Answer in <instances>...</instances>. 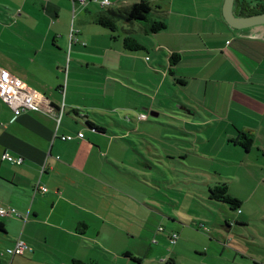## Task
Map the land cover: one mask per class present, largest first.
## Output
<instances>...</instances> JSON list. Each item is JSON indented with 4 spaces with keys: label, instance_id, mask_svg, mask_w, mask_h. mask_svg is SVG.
<instances>
[{
    "label": "crops",
    "instance_id": "0c3cea01",
    "mask_svg": "<svg viewBox=\"0 0 264 264\" xmlns=\"http://www.w3.org/2000/svg\"><path fill=\"white\" fill-rule=\"evenodd\" d=\"M1 1L0 67L42 93L61 114L58 118L28 111L15 117L0 100V206L27 214L25 222L0 216V264H119L120 260L131 264L132 258H138L128 248L129 205L118 207L120 215L107 198L108 192L125 196V183L115 186L108 166L115 159L125 161V149L114 146V139L134 141L125 139L124 131L119 135L106 129L93 115L99 108L136 109V94L141 107L156 109V96L163 83H169L167 73L185 94L180 108L201 117L192 125L220 132L235 145L241 132L250 134L264 164V24L230 27L222 15L224 0H109L113 8L146 1L157 7L151 19L166 24L153 34L140 26L149 44L156 46L154 52H169L153 58L163 67L154 72L163 71L164 77L153 98L141 93L146 81L133 71L141 55L123 49L128 28L112 39L108 29L96 23V15L106 9L102 0ZM254 9H264V0H235L233 5L236 15H249ZM124 24L134 27L136 23ZM117 53L132 59L133 66L115 77L107 65L114 63ZM171 54L179 56L173 64ZM138 71L152 72L146 64ZM157 109L151 111L153 116L158 115ZM78 132L83 137H77ZM66 135L73 138L63 140ZM3 153L21 156L23 161L11 163L2 159ZM140 163L138 158L130 165L140 171ZM41 186L47 191H41ZM18 238L31 250L13 257L1 254Z\"/></svg>",
    "mask_w": 264,
    "mask_h": 264
},
{
    "label": "rangeland",
    "instance_id": "374dc122",
    "mask_svg": "<svg viewBox=\"0 0 264 264\" xmlns=\"http://www.w3.org/2000/svg\"><path fill=\"white\" fill-rule=\"evenodd\" d=\"M92 1L99 3L98 0ZM3 5L0 0L1 13L4 12ZM36 15H40L39 12ZM148 18L151 19L150 14ZM135 23L131 27L117 20L116 33L120 35L123 28H134L130 34L147 45V51L136 52L141 56L136 58L133 71L146 81V86L141 85V93L153 94L154 98L155 87L163 82L164 77L163 71L154 72L163 67L159 61L153 62V58L157 53L164 57L169 52L166 53V49L154 52L152 49L156 46L149 44L140 28L144 22ZM37 27L43 28L44 25ZM145 56H148L147 60ZM143 64L152 71L150 74L139 73ZM107 66L116 72L113 76L118 77L132 68L133 60L117 53L114 63ZM106 70L97 68L100 72ZM166 77L169 83H163L154 103L158 108L157 116L151 115L156 109L147 104L141 107L138 94L134 97L136 109L99 108L92 116L106 129L119 135L124 131L127 135L124 138L134 141L130 144L115 138L114 146L125 149V161L115 159L114 165L108 164L115 175V186L125 183V196L108 192L107 198L114 201L116 212L118 207L120 210L123 205H129L130 253L145 264H171L165 262L166 259H172V264L264 262V164L259 161L261 157L256 147L251 146L250 152L246 153L241 146L222 138V133L205 131L203 125H192L193 121H202L201 117L180 108L185 94L180 87L176 88L177 83L168 73ZM139 112L146 114L147 119L139 120ZM114 121L135 131H129ZM138 158L140 171L130 165ZM128 181L129 186H126ZM219 182H226L228 193L242 204L240 212L226 202L209 198V188ZM126 191L129 192L127 195ZM172 232L177 234L175 242L168 239ZM102 247L100 245L99 255ZM106 255L111 257L108 252ZM131 264L138 263L131 261Z\"/></svg>",
    "mask_w": 264,
    "mask_h": 264
},
{
    "label": "built area",
    "instance_id": "2783aa9c",
    "mask_svg": "<svg viewBox=\"0 0 264 264\" xmlns=\"http://www.w3.org/2000/svg\"><path fill=\"white\" fill-rule=\"evenodd\" d=\"M84 3V0H79ZM127 2V0H121ZM109 0H102V6H108ZM0 100L13 112L14 116H18L28 111H39L49 116H56L59 118L60 111L56 110L51 101L48 100L42 93L28 87L19 77L11 74L7 69L0 67ZM147 115L140 113L138 115L139 120L146 119ZM77 137H83L82 132H78ZM63 140H70L72 135L61 136ZM2 159L8 160L11 163L21 164L23 158L21 156L14 157L9 153H3ZM51 169L52 166H49ZM45 170V164L41 167V173ZM40 190L47 191L46 187L41 186ZM1 217H16L21 218L23 222L27 220V214H22L11 206H0ZM177 234L172 232L169 234V240L175 242ZM26 250H31V247L26 245L20 238L8 248H6L1 254H7L10 257L15 255H23ZM165 259H161L164 261Z\"/></svg>",
    "mask_w": 264,
    "mask_h": 264
},
{
    "label": "trees",
    "instance_id": "16d2710c",
    "mask_svg": "<svg viewBox=\"0 0 264 264\" xmlns=\"http://www.w3.org/2000/svg\"><path fill=\"white\" fill-rule=\"evenodd\" d=\"M154 8H157L146 1H140L137 3H132L130 5L120 6V7H107L105 11H102L96 15L95 21L102 27H105L110 32L111 38L116 39L118 35L115 34L118 30L117 20H123L126 23L133 24L135 22H144L145 32L148 34H153L161 31L165 28L166 24L163 20H154L148 18V15L152 12ZM264 12V9H254L250 10L248 14H254ZM125 35L122 37V46L126 51L134 52L144 49V47L138 42V40L132 36L129 29L124 30ZM179 56L177 54H171L170 61L173 64L177 62ZM237 143L242 146L246 151L253 144V137L245 132H241ZM209 198L215 199L217 201H223L228 203L232 209H237L239 207V201L232 197L228 193V187L226 182H219L213 187L209 188ZM138 264H142V260L139 258H132ZM170 262L166 259L165 262Z\"/></svg>",
    "mask_w": 264,
    "mask_h": 264
},
{
    "label": "water",
    "instance_id": "95a60500",
    "mask_svg": "<svg viewBox=\"0 0 264 264\" xmlns=\"http://www.w3.org/2000/svg\"><path fill=\"white\" fill-rule=\"evenodd\" d=\"M235 0H224L222 6V15L224 21L232 28H244L253 25L264 24V12L236 15L233 10ZM151 115H153L151 113Z\"/></svg>",
    "mask_w": 264,
    "mask_h": 264
}]
</instances>
